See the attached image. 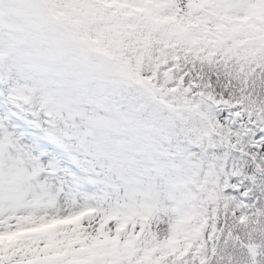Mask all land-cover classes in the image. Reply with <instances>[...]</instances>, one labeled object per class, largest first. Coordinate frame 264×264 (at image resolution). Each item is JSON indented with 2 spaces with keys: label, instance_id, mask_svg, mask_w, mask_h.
Returning a JSON list of instances; mask_svg holds the SVG:
<instances>
[{
  "label": "snow or ice",
  "instance_id": "1",
  "mask_svg": "<svg viewBox=\"0 0 264 264\" xmlns=\"http://www.w3.org/2000/svg\"><path fill=\"white\" fill-rule=\"evenodd\" d=\"M0 264H264V0H0Z\"/></svg>",
  "mask_w": 264,
  "mask_h": 264
}]
</instances>
